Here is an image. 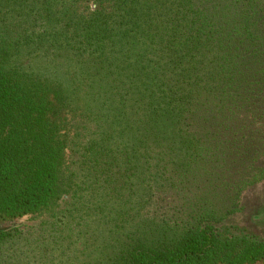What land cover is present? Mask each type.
<instances>
[{"label":"trees","instance_id":"trees-1","mask_svg":"<svg viewBox=\"0 0 264 264\" xmlns=\"http://www.w3.org/2000/svg\"><path fill=\"white\" fill-rule=\"evenodd\" d=\"M67 192L77 264H264V0H0V217Z\"/></svg>","mask_w":264,"mask_h":264},{"label":"rangeland","instance_id":"rangeland-1","mask_svg":"<svg viewBox=\"0 0 264 264\" xmlns=\"http://www.w3.org/2000/svg\"><path fill=\"white\" fill-rule=\"evenodd\" d=\"M67 132L70 137V139L68 138L69 144L72 145V141H74L73 137L76 132V128L72 122L69 123ZM71 154V151L67 148L65 151L64 167L65 173L68 177L69 175L72 177ZM68 192L61 195L60 199H58L50 208L44 209L41 212L27 214L16 218L0 217V230L19 226L21 234L23 237L26 236L24 238H26L29 242L26 248L30 254L34 256L37 254L43 258L50 257V259L47 260V264H58L59 262L62 264H77L84 261L87 254L82 255L81 243L74 241V237H71L68 240H63V235L60 236V234L64 233V228H55L56 224H59V219L57 218L59 213H57V211H60L65 202L69 201L71 194L68 195ZM82 224L83 225L76 228L74 232L71 231L70 228L68 232L71 235H75L78 233V230L85 231L87 228H92L95 233L102 236L101 227L97 223L92 222V220H87L86 223ZM85 238H87V236H83V238H81L83 243L86 241ZM38 262L39 264H43V261L39 260Z\"/></svg>","mask_w":264,"mask_h":264}]
</instances>
